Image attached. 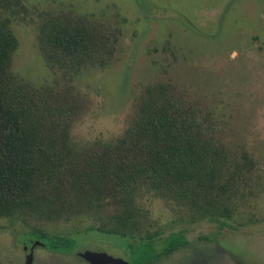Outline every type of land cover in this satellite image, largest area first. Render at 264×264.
Instances as JSON below:
<instances>
[{"label": "rangeland", "instance_id": "rangeland-1", "mask_svg": "<svg viewBox=\"0 0 264 264\" xmlns=\"http://www.w3.org/2000/svg\"><path fill=\"white\" fill-rule=\"evenodd\" d=\"M20 1L10 25L17 40L11 70L20 81L62 92L75 104L69 134L76 147L119 136L143 87L160 81L209 109L225 144L244 148L255 163L226 221L232 228L186 223L181 212L143 194L146 228L164 237L183 227L188 241L148 264H264V0ZM69 11L118 27L117 49L105 65L74 70L44 60L39 21ZM22 220L0 218V264H88L81 253L96 250L131 261L123 238L84 232L87 216ZM31 228L73 244L51 250Z\"/></svg>", "mask_w": 264, "mask_h": 264}, {"label": "trees", "instance_id": "trees-1", "mask_svg": "<svg viewBox=\"0 0 264 264\" xmlns=\"http://www.w3.org/2000/svg\"><path fill=\"white\" fill-rule=\"evenodd\" d=\"M18 7L20 0H0V218L87 216L84 232L123 238L130 264H148L188 243L183 227L164 237L146 228L143 194L181 212L186 223L234 227L226 221L255 163L244 148L225 144L212 112L168 83H150L119 136L76 147L69 134L75 104L62 92L20 81L11 70L17 40L10 25ZM118 39L114 24L70 11L45 14L38 23V48L50 66H103ZM30 232L54 251L73 244Z\"/></svg>", "mask_w": 264, "mask_h": 264}, {"label": "water", "instance_id": "water-1", "mask_svg": "<svg viewBox=\"0 0 264 264\" xmlns=\"http://www.w3.org/2000/svg\"><path fill=\"white\" fill-rule=\"evenodd\" d=\"M35 244H40V242H31V246ZM30 246V247H31ZM82 259L85 260L88 264H129L128 261L122 259L120 257H112L106 255L104 252L96 250V251H84L81 253ZM27 259V258H26ZM29 260H25V264H28Z\"/></svg>", "mask_w": 264, "mask_h": 264}, {"label": "flooded vegetation", "instance_id": "flooded-vegetation-1", "mask_svg": "<svg viewBox=\"0 0 264 264\" xmlns=\"http://www.w3.org/2000/svg\"><path fill=\"white\" fill-rule=\"evenodd\" d=\"M29 247H30V245H29ZM24 251H25V255H26V253H28L29 251V249L27 248V247H24V249H23ZM32 251V250H31Z\"/></svg>", "mask_w": 264, "mask_h": 264}]
</instances>
